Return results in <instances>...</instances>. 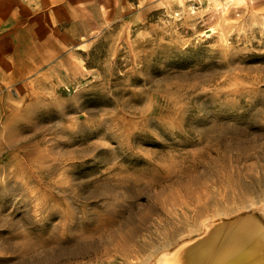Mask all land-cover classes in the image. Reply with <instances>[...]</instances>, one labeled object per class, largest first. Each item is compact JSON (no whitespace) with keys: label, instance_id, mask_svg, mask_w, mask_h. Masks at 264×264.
<instances>
[{"label":"rangeland","instance_id":"1","mask_svg":"<svg viewBox=\"0 0 264 264\" xmlns=\"http://www.w3.org/2000/svg\"><path fill=\"white\" fill-rule=\"evenodd\" d=\"M6 70L0 264L264 262V0H0Z\"/></svg>","mask_w":264,"mask_h":264},{"label":"bare ground","instance_id":"2","mask_svg":"<svg viewBox=\"0 0 264 264\" xmlns=\"http://www.w3.org/2000/svg\"><path fill=\"white\" fill-rule=\"evenodd\" d=\"M262 240L260 242H262ZM215 241H216V243H215ZM218 242H220L219 238L214 239V245L212 246V249L209 251L211 254L206 255L203 258L204 260H201L202 261L201 263L195 262V264H234V263H236V264H264V262L261 263L263 256L260 257V255L262 254L261 253L262 251H259V254L258 253H255V254H252V255L250 254V252H252L254 250H257L258 247H256L257 249L249 247L246 252H242L238 248V246L235 247L234 245H232V244H235V243H231V245L229 247L231 249V252H233V253L232 254H228V255L225 256V255L222 254V251H221L223 249V245L222 246H216V244ZM260 242L258 244H260ZM226 249H228L227 246H226ZM248 251H249V255L250 256L246 257L245 253H247ZM242 255H243V258H240V256L242 257ZM234 259L236 261L231 263V260L233 261Z\"/></svg>","mask_w":264,"mask_h":264},{"label":"crops","instance_id":"3","mask_svg":"<svg viewBox=\"0 0 264 264\" xmlns=\"http://www.w3.org/2000/svg\"><path fill=\"white\" fill-rule=\"evenodd\" d=\"M5 65H7L8 66V62H7V64H5ZM32 65V64H31ZM7 66H5V67H7ZM33 66V65H32ZM2 67H4V65H2ZM7 71V70H6ZM7 74H8V71H7V73H5L4 74V72H0V77H1V79L5 82V80L7 79L6 78V76H7Z\"/></svg>","mask_w":264,"mask_h":264}]
</instances>
